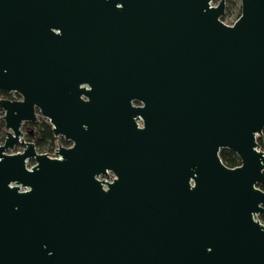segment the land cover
I'll use <instances>...</instances> for the list:
<instances>
[{"label":"water","instance_id":"95a60500","mask_svg":"<svg viewBox=\"0 0 264 264\" xmlns=\"http://www.w3.org/2000/svg\"><path fill=\"white\" fill-rule=\"evenodd\" d=\"M212 1L0 0V264H264V0Z\"/></svg>","mask_w":264,"mask_h":264},{"label":"trees","instance_id":"16d2710c","mask_svg":"<svg viewBox=\"0 0 264 264\" xmlns=\"http://www.w3.org/2000/svg\"><path fill=\"white\" fill-rule=\"evenodd\" d=\"M240 14V8L238 9V16ZM223 18V17H222ZM18 96L14 92H3L0 90V99L3 97L14 99ZM3 110L0 108V144L5 138L4 120L2 119ZM26 127L25 136L28 140L34 142L36 148L41 152L51 153L52 150L57 146V143L68 144V141L64 140L63 137H55L52 132V128L48 120L42 116H39L34 123H24ZM264 134V133H263ZM261 146L263 142L261 138H258ZM219 156L223 163L229 167H234L240 163L239 157L230 149L222 148L219 151ZM264 190V184L258 185ZM258 218L264 223V213L259 214Z\"/></svg>","mask_w":264,"mask_h":264},{"label":"rangeland","instance_id":"374dc122","mask_svg":"<svg viewBox=\"0 0 264 264\" xmlns=\"http://www.w3.org/2000/svg\"><path fill=\"white\" fill-rule=\"evenodd\" d=\"M219 0H213L212 1V4H217ZM240 8V0H225V10H224V13L223 15L221 16V20L226 23V24H232L238 17V9ZM223 17V18H222ZM18 97V96H17ZM41 116V115H38V117ZM21 130L25 132L26 130V127L25 126H22L21 127ZM25 139L26 136H25ZM28 140V139H27ZM59 143V144H58ZM57 143V146L54 148V149H57L58 145H63V146H70L71 145V142L68 141V144H64V143H60L58 142ZM52 150L51 153H48L49 156L51 157H55L56 156V153H55V150ZM22 150V145L20 144H17L12 150H7V152L11 153V152H17V151H20ZM38 150V149H37ZM39 151V150H38ZM34 164V161L33 159H29L27 161V167H30L31 165ZM114 177V175L110 172L109 173V176H103L101 175L100 176V179L102 178H105L109 181L112 180V178ZM22 189V188H21ZM258 218V216H257ZM259 219V218H258ZM260 220V219H259ZM261 221V220H260ZM262 222V221H261ZM263 223V222H262Z\"/></svg>","mask_w":264,"mask_h":264},{"label":"flooded vegetation","instance_id":"af4514ba","mask_svg":"<svg viewBox=\"0 0 264 264\" xmlns=\"http://www.w3.org/2000/svg\"><path fill=\"white\" fill-rule=\"evenodd\" d=\"M14 93H15V92H14ZM18 97H19V96H18ZM18 97H16V98H18ZM138 124L141 125V122H138Z\"/></svg>","mask_w":264,"mask_h":264},{"label":"built area","instance_id":"2783aa9c","mask_svg":"<svg viewBox=\"0 0 264 264\" xmlns=\"http://www.w3.org/2000/svg\"><path fill=\"white\" fill-rule=\"evenodd\" d=\"M110 173V172H109ZM112 173V172H111ZM113 174V173H112ZM114 175V174H113ZM108 176H109V174H108ZM99 178H100V176H99ZM113 179V178H112Z\"/></svg>","mask_w":264,"mask_h":264}]
</instances>
